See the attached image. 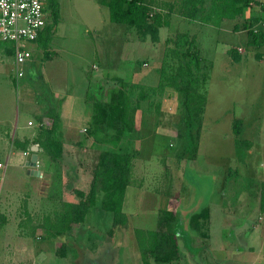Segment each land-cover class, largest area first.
Segmentation results:
<instances>
[{
	"label": "rangeland",
	"instance_id": "rangeland-1",
	"mask_svg": "<svg viewBox=\"0 0 264 264\" xmlns=\"http://www.w3.org/2000/svg\"><path fill=\"white\" fill-rule=\"evenodd\" d=\"M101 1L107 0H57V25L37 42L27 44L30 56L18 83L13 82V57L5 54L6 50L13 51V44L0 42L5 62L0 67L1 119H9L15 106L24 123L34 120L24 112L35 106L46 109L54 99L52 84L57 88L63 84L59 90L81 91L85 77L92 81L94 75L98 86L94 85L89 95L96 101L95 118L100 116L103 121L102 127L89 125L88 135L103 129L106 137L117 141L116 147L106 142L108 148L133 157L129 190L123 201L127 224L113 229V215L100 209L102 193L95 185L94 205L82 226L86 232L68 244L73 251L68 259L56 257L58 262L45 264H125L124 258L129 259L127 264H136L133 230H155L163 211H171L176 217L180 264H264V254L233 251L238 250L237 239L229 228L235 225L231 217H264V4H250L242 16L214 28L183 19L178 14L180 0H169L172 13L168 14L167 7L153 8L145 26L128 28L110 22L108 9L98 4ZM156 15L169 22L168 29L154 25ZM47 20L48 24L52 20L49 13ZM176 32L196 36L206 74V81L201 83L206 97L202 128L191 160L179 159L183 142L177 131L181 117L178 95L157 86L161 70L169 72L177 65L168 55L167 43ZM47 37L50 41L46 45ZM46 72L48 80L42 76ZM23 87L29 106L24 102L26 97H21ZM116 90L122 91L137 110L130 134L114 139L109 126L119 121L110 114L109 105ZM235 119L242 121L238 138L251 143L243 162L238 161L234 150ZM28 150L18 159L34 157L37 162L36 152ZM97 155L91 150L85 159L68 157L61 162L63 170L61 165L56 170L44 164L29 168L39 171L37 180L30 179L39 182V190L33 193L25 187L16 190L10 186L0 200V213L17 221L23 217L20 207L26 201L36 223L43 217H54L62 209L61 203L74 196L73 190L89 193ZM4 160L0 153V161ZM205 208L209 219L196 231L190 226V218ZM38 233L40 238L28 239L32 256L44 244L42 232ZM77 233L71 232L74 236ZM112 243L120 248L109 246Z\"/></svg>",
	"mask_w": 264,
	"mask_h": 264
},
{
	"label": "trees",
	"instance_id": "trees-1",
	"mask_svg": "<svg viewBox=\"0 0 264 264\" xmlns=\"http://www.w3.org/2000/svg\"><path fill=\"white\" fill-rule=\"evenodd\" d=\"M253 3L263 7L255 0H180L178 14L189 22H199L202 25L219 28L222 22L233 21L242 16L246 8ZM103 5L109 10V18L112 23L125 25L128 28H140L146 25L149 12L152 7L156 6V1L108 0ZM47 8L52 20L49 24L47 23L36 41L40 40L44 34L50 33L57 25L59 12L57 0H47ZM153 23L157 28L169 25L168 21L162 22L159 15L153 18ZM196 39L195 35L180 32L167 38L168 55L176 61L177 65L169 72L163 68L159 74V87L174 90L179 98L181 117L177 131L178 137L183 142V148L179 153L180 160H191L195 157L197 135L202 128V112L206 103V97L201 92V83L206 81V74L203 71V59L199 54ZM49 41L50 38L47 37L46 45ZM109 108L110 114L117 118L116 121H119V124L109 126V129L113 130L112 137L115 139L128 136L133 127V118L137 107H131L127 100L118 94V96L112 97ZM50 111L47 118L51 120V123L41 129L40 137L36 143L52 160H57L63 151V141L55 110H52L51 113ZM101 121L103 120H100V116L95 118L94 127H102ZM241 126V120L233 121V132L236 136L235 155L238 161L243 162L251 149V143L238 138L242 131ZM115 140L112 141L114 147L117 145ZM132 160V154L129 152L103 150L97 158L89 193L85 195L81 191H74L78 200L65 203L62 212L55 216L57 218L53 222V228L57 234L84 222L89 208L94 205L95 185L103 194L99 204L100 209L113 215V229L125 226L128 219L123 211V201L131 177ZM261 210H264V199L261 203ZM4 217L0 213V226L5 223ZM208 218L209 210L207 208L192 215L190 218L191 228L200 231L202 224H205ZM175 223V215L171 211H163L155 230L147 231L138 228L133 230L142 264H178L179 247L174 232ZM109 234H113V231L111 230ZM58 255L65 257V245L61 244Z\"/></svg>",
	"mask_w": 264,
	"mask_h": 264
},
{
	"label": "crops",
	"instance_id": "crops-1",
	"mask_svg": "<svg viewBox=\"0 0 264 264\" xmlns=\"http://www.w3.org/2000/svg\"><path fill=\"white\" fill-rule=\"evenodd\" d=\"M155 1H156V6L152 7V9L153 8L162 9L163 7H167V9L170 11L171 1L169 0H155ZM105 2L106 1H101V3L98 4L101 8L108 9L103 5V3ZM256 2L264 4L262 0H258ZM169 11L168 14L172 13V11L170 12ZM165 21L167 20H164L162 22ZM228 23L229 21H224L221 23V25ZM168 27L169 25L161 26L160 29L161 30L168 29ZM26 50L30 53V51L27 49V45H26ZM5 54H8L13 57V62L15 66V75L13 78V82L18 83L19 79L23 78L24 76L23 67L28 60L20 68H17L15 63L14 46H13V51L6 50ZM3 64H5V62L2 58V54H0V67H2ZM19 71L23 72V75L21 77L17 75V72ZM42 76L46 80H48L47 72L44 73ZM97 81L94 75H92V81L91 78L88 79L87 77H85V81L81 83V89L83 90L79 91L80 90L79 88L76 91L70 92L67 90L64 91V88L62 90H59L62 88L63 84H61L60 88H57V85L53 87V84L51 83L50 80V84H52V89H51L53 96L52 98L54 99L52 101L50 100L51 103L48 104V107L43 110L37 109L36 106L31 109L26 107L28 110H25L24 112V116L25 113H27L26 115H28V117L34 118V120L29 119L27 120L26 123H24L22 116H20L19 109L16 110L15 106H12L9 119L3 120L0 118V153L1 156L5 158L4 162L0 161V178H2L1 182H3L2 185H0V200L2 199V196L6 195L7 192L6 190L10 186L14 187L16 190L25 187L26 190H30V192L37 193V191L39 190V187L37 186L39 182L36 181L33 183V181H30V179L37 180L36 177L37 175H39L37 172L39 171L37 170L29 171V168H37L44 164L49 168L51 167L50 170H56L59 169L60 165L62 166L61 162H63V160L67 159L68 157L85 159V157L88 156V153L91 150L94 152H98V155L103 150H111V148H108V146L105 144L106 142L108 141L112 142L113 140H111L110 137H106L105 135L106 132L104 130L102 131L99 130L96 134L92 133L90 134L91 136L88 135V133H90L88 130L89 125L95 123V102H96L95 100L92 99V97H90L89 90L92 89L94 85H97L96 84ZM159 82L160 80L158 74L157 86H159ZM26 93L27 91L23 87L21 97L24 96L26 97ZM115 94L117 96L118 94H121L127 100V98L123 95L124 93L122 91L116 90ZM26 99L27 100H25L24 102L27 106H29L28 97H26ZM54 104H56V106ZM50 110L51 111L55 110V113L58 117L59 120L58 126L61 132L60 136L63 141V151L61 156L57 158V160H52L45 153V151L42 148H40L39 145L36 143V140L40 137L39 134H41L42 131L41 129L47 127L51 123V120L47 118V115ZM133 125H134V118H133ZM10 133H11V137L13 135L12 139H9ZM70 138L72 140L71 143H70ZM97 145L98 146L102 145V146L98 147ZM33 147H36L35 149L36 151H32ZM27 149H29L28 151H30V153L33 154L36 152L37 154L38 160L37 162H35L36 164L35 167L27 166V163L30 160L26 158L18 159V156L27 152ZM94 168L91 170V176L93 175ZM7 169H10L8 173L6 171ZM61 170H63V166L61 167ZM41 174L43 176V172ZM128 190H129V185L127 187L126 193L128 192ZM74 191L77 190H73V193ZM102 195L99 197L98 204H100ZM74 196H70V198L67 201L61 203L62 209L58 211L55 214V216H57L62 212L65 203L74 202L78 200V198ZM36 197H38V195ZM20 210L22 214L21 216L23 217H19L17 221L14 220V218H9L5 216L3 213H1L2 215L5 216L4 218L6 220L5 223L0 226V264H31V262H34L35 264L37 263L45 264L51 262H58L56 260V257H59L58 253L61 244L65 245L66 255L65 257H59V258L68 259L66 257H68V255H71L73 252L72 249L68 246V244L71 243V241L73 242L74 241L73 238L75 237L77 238L80 232L84 234L87 230L85 227H82L86 222L87 217H85V220L81 225L73 226L70 230L57 234V232L53 228V222H55L57 217L55 216L43 217L40 223H36L30 216L26 201L23 202V204L20 207ZM10 219H12L14 222L11 223ZM127 219L129 220V218ZM231 220L235 223V225H232L229 228L231 229V232L233 234V237H235V240L237 239V242L235 241L236 246L238 245L237 247L238 250H233V251H236L237 254L244 252L255 256L257 254H264V217H231ZM12 229L14 230L12 231ZM74 230L78 232L76 236L71 234V232H73ZM39 231L42 232L41 239H43L44 244H42L40 247H37V252L33 254L35 258H33L28 244V239L31 240V239L40 238L38 237L40 234L38 233ZM204 236H208V238H210V234L208 235L205 234ZM60 237L62 238L61 240H59ZM64 239H66L67 241ZM113 245H114L113 243L112 245L109 244V246H113ZM241 245H243L242 247H244L243 250L240 249L242 248ZM8 246H10L11 248H9ZM67 247H68V251H67ZM113 247L118 249L120 248L116 245H114ZM134 247L136 248L135 250L136 254L134 256L136 260V264H142L141 255L138 250L136 240L134 241ZM128 251L130 255H132V253L130 252L132 251V249L131 250L129 249ZM190 260L192 261V257H190ZM128 261H129L128 258L123 259V262L125 264H127ZM178 264L180 263L178 262Z\"/></svg>",
	"mask_w": 264,
	"mask_h": 264
},
{
	"label": "built area",
	"instance_id": "built-area-1",
	"mask_svg": "<svg viewBox=\"0 0 264 264\" xmlns=\"http://www.w3.org/2000/svg\"><path fill=\"white\" fill-rule=\"evenodd\" d=\"M47 18V0H0V42L13 44L17 68L28 60L26 45L38 39Z\"/></svg>",
	"mask_w": 264,
	"mask_h": 264
},
{
	"label": "water",
	"instance_id": "water-1",
	"mask_svg": "<svg viewBox=\"0 0 264 264\" xmlns=\"http://www.w3.org/2000/svg\"><path fill=\"white\" fill-rule=\"evenodd\" d=\"M35 149H36V147H33L32 151H36ZM27 166H29V167H35L36 166L34 157L27 163Z\"/></svg>",
	"mask_w": 264,
	"mask_h": 264
}]
</instances>
